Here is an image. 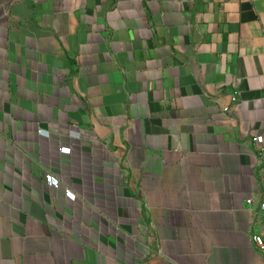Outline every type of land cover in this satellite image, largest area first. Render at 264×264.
<instances>
[{"label": "crops", "instance_id": "crops-1", "mask_svg": "<svg viewBox=\"0 0 264 264\" xmlns=\"http://www.w3.org/2000/svg\"><path fill=\"white\" fill-rule=\"evenodd\" d=\"M258 136L264 0H0V264H264Z\"/></svg>", "mask_w": 264, "mask_h": 264}, {"label": "built area", "instance_id": "built-area-1", "mask_svg": "<svg viewBox=\"0 0 264 264\" xmlns=\"http://www.w3.org/2000/svg\"><path fill=\"white\" fill-rule=\"evenodd\" d=\"M228 111V110H226ZM47 136V133H43ZM253 143L259 145V146H263L264 145V136H258V137H255L253 139ZM71 150L70 149H62L61 150V153L62 154H70ZM261 155L264 156V148L261 149ZM47 184L50 186V187H59V181L56 180L55 178L53 177H48L47 178ZM66 196L74 201L75 200V196L70 192V191H66ZM248 204L250 205L251 204V201L248 202ZM259 211L261 213H264V201L260 203V206H259ZM252 242L255 246V249L257 250V252L259 254H261L262 256H264V234H255L252 236Z\"/></svg>", "mask_w": 264, "mask_h": 264}, {"label": "water", "instance_id": "water-1", "mask_svg": "<svg viewBox=\"0 0 264 264\" xmlns=\"http://www.w3.org/2000/svg\"><path fill=\"white\" fill-rule=\"evenodd\" d=\"M93 126L95 128V132L96 134L100 137L103 138L105 135H107L110 131L102 126L100 123H98L97 121L93 120Z\"/></svg>", "mask_w": 264, "mask_h": 264}]
</instances>
